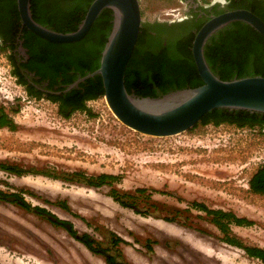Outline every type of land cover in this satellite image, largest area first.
<instances>
[{
	"label": "rangeland",
	"instance_id": "obj_1",
	"mask_svg": "<svg viewBox=\"0 0 264 264\" xmlns=\"http://www.w3.org/2000/svg\"><path fill=\"white\" fill-rule=\"evenodd\" d=\"M141 4L151 18L183 6L180 0ZM10 55L0 48V109L15 125L0 127V163L29 172L0 168V191L21 193L32 207L70 221L95 247L129 264H264L227 243L193 205L248 218L252 225L229 223V232L264 248V195L249 186L264 163L263 128L198 123L178 135L150 136L120 122L104 96L88 100L89 111L65 117L58 102L27 92ZM73 172L117 180L94 187L64 179ZM113 187L135 195L130 201L145 214L117 202ZM0 264L108 263L48 216L0 199Z\"/></svg>",
	"mask_w": 264,
	"mask_h": 264
},
{
	"label": "trees",
	"instance_id": "obj_2",
	"mask_svg": "<svg viewBox=\"0 0 264 264\" xmlns=\"http://www.w3.org/2000/svg\"><path fill=\"white\" fill-rule=\"evenodd\" d=\"M92 1L72 0V5L53 14L48 9V0H31V10L34 19L40 24H49L56 31L70 32L78 28ZM52 15L55 16L52 17ZM258 15L264 20L263 14L259 13ZM113 19V10L110 8L104 9L88 34L76 42L53 43L38 36L34 38L33 42L35 41L40 46L39 59L44 61L39 71L42 78L51 76L53 82L57 83L58 79L56 77L62 76L64 77L62 83L68 85L79 77L95 71L100 65L102 51L113 27ZM20 20L17 0H0V28L6 27L8 24L10 26L9 21H12L11 29H13V34H17ZM142 41L139 39L126 69L125 83L129 92H134L141 97H156L173 90L196 87L204 83L198 72L191 49L180 44H172L167 47L154 45L148 48L144 47ZM222 41H227L226 47L205 50V57L216 75L224 80L252 75L264 76V37L252 26L247 24L244 26L238 25L235 31ZM0 48L9 49L6 38L0 41ZM35 50L37 51L36 48ZM32 54L38 56L37 53H33V50ZM12 56L10 55V58L14 60ZM14 62L13 73L19 82L24 84L25 79L20 70L21 66L16 63V58ZM65 87L67 86H60L55 89V91H59L58 94H51L47 97L54 102H58L60 113L65 117H69L75 110L89 111L86 102L104 96V87L100 75L90 77L80 82L78 87L66 92L64 91ZM29 94L37 97L44 96L42 92L38 93L33 88H30ZM198 123H212L214 125L230 123L240 127L259 126L264 129V113L243 109L216 108L204 115ZM14 126L9 115L0 109V127L14 129ZM0 168L16 175L29 172L2 163H0ZM41 174L57 178V176L48 173L42 172ZM69 174H66L65 180L82 181L84 184L94 187H100L117 180L116 175L107 173L97 176H89L82 172ZM249 186L254 193L264 195V163L258 167L250 178ZM137 192L144 194L146 189L139 188ZM111 196L122 206L130 207L138 213L145 214L136 202L130 201L135 197L132 193L120 192L116 187H113ZM0 199L19 204L25 209H31L38 214L48 216L55 224L65 228L71 236L82 242L88 249L104 254L108 264H129L124 260L117 259L113 254L95 247L94 239L87 233L79 234L70 221L58 219L41 207H32L24 200L21 193L7 194L0 191ZM61 204L62 207L68 208L65 202ZM193 205L211 217L212 222L225 233L223 239L227 243L244 249L248 256L259 259L264 263L263 247L246 245L229 232V223L240 226L252 225L251 220L223 209H212L202 202L196 201Z\"/></svg>",
	"mask_w": 264,
	"mask_h": 264
},
{
	"label": "water",
	"instance_id": "obj_3",
	"mask_svg": "<svg viewBox=\"0 0 264 264\" xmlns=\"http://www.w3.org/2000/svg\"><path fill=\"white\" fill-rule=\"evenodd\" d=\"M17 4L23 25L40 37L57 43L83 39L104 9L113 10V27L99 67L79 77L64 91L100 75L104 97L111 111L120 122L139 133L155 137L178 135L194 127L204 115L216 108L264 113V76L224 80L214 73L204 50L209 36L232 21H244L264 37V20L250 10L238 9L217 15L196 34L192 52L203 84L156 97H141L129 92L125 83L126 69L142 24L140 0H93L78 28L70 32L56 31L37 22L32 15L31 0H17Z\"/></svg>",
	"mask_w": 264,
	"mask_h": 264
},
{
	"label": "flooded vegetation",
	"instance_id": "obj_4",
	"mask_svg": "<svg viewBox=\"0 0 264 264\" xmlns=\"http://www.w3.org/2000/svg\"><path fill=\"white\" fill-rule=\"evenodd\" d=\"M71 1L72 0H48L47 6L48 9L55 14L56 11L59 12L60 10L66 9V7L72 5L73 3ZM180 1L183 3L182 7L179 6L178 8L172 9L170 12H165L163 16H155L153 18L148 15L146 16L141 7L142 24L136 46L140 39L143 40L142 43L144 47L148 48L154 45L167 47L172 44H180L181 46L192 50L196 34L209 20L217 15L238 9L250 10L254 13L256 12L255 14L259 12L264 15V0ZM141 5L140 0V6ZM32 15L33 18H35L33 13ZM53 16L55 15H52V17ZM9 22L10 26L8 24L6 27L0 28V41L6 38L11 56L13 55L12 57L14 58V60L10 58L11 61L15 63L14 61L16 58V63L21 66L20 70L25 79L23 85L26 87L27 92L29 93L30 88H33L38 93L42 92L45 97H48V95L51 94H58L59 91L57 92L55 89L60 86L70 85L71 83L68 85L62 83V80L64 79L62 76L56 77V79H58L57 83L53 82V78L51 76L42 78L39 71L40 66L43 65L44 61L39 59L40 46L35 41L33 42L34 38L40 36L32 32L27 26L23 25L22 20H20L21 23L17 34H13V29H11L12 21ZM245 24L249 25L244 21L237 20L217 29L207 39L204 50L226 47L228 44L227 41L224 42L222 40L228 38L230 34L235 31L238 25L244 26ZM44 26L53 29L49 24ZM32 50L33 53H37L38 56L33 55Z\"/></svg>",
	"mask_w": 264,
	"mask_h": 264
},
{
	"label": "bare ground",
	"instance_id": "obj_5",
	"mask_svg": "<svg viewBox=\"0 0 264 264\" xmlns=\"http://www.w3.org/2000/svg\"><path fill=\"white\" fill-rule=\"evenodd\" d=\"M39 135V134H38Z\"/></svg>",
	"mask_w": 264,
	"mask_h": 264
}]
</instances>
